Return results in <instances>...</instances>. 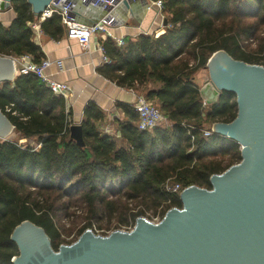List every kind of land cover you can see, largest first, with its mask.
I'll use <instances>...</instances> for the list:
<instances>
[{"label":"trees","instance_id":"trees-1","mask_svg":"<svg viewBox=\"0 0 264 264\" xmlns=\"http://www.w3.org/2000/svg\"><path fill=\"white\" fill-rule=\"evenodd\" d=\"M14 19L0 23V54L31 55L41 62V48L32 40L29 22L35 15L26 0H12ZM167 20L158 36L141 34L122 46L105 35L99 39L110 60L101 73L120 87L133 89L155 105L167 122L150 131L138 129L132 105L117 104L123 117L113 120L119 135L100 131L105 118L94 102L83 109V146L70 137L72 113L34 74H19L0 83V110L14 126V135L39 147L0 139V264H13L18 248L10 239L23 220L41 226L57 250L106 218L122 225L161 208L181 207L179 194L164 185L210 188L209 178L241 160L236 141L203 131L237 114L235 95L221 92L203 105L194 74L218 50L264 66V0H164ZM53 38L63 35L60 17L41 23ZM258 39L249 49V40ZM139 207V208H138ZM78 212V213H77ZM66 218L85 220L76 239L64 237Z\"/></svg>","mask_w":264,"mask_h":264},{"label":"water","instance_id":"water-1","mask_svg":"<svg viewBox=\"0 0 264 264\" xmlns=\"http://www.w3.org/2000/svg\"><path fill=\"white\" fill-rule=\"evenodd\" d=\"M26 1L38 16L52 0ZM11 3L0 0V12L12 9ZM17 68L12 56L0 54V83L12 82ZM205 70L208 79L199 87L205 104L215 103L223 91L235 95V118L211 128L239 144L241 160L212 174L210 188L184 187L178 195L181 207L167 209L159 222L138 216L130 231L98 234L87 228L55 250L41 226L23 220L10 235L18 248L13 264H264V66L218 50ZM13 130L0 110V139ZM69 130L83 146L81 125Z\"/></svg>","mask_w":264,"mask_h":264},{"label":"crops","instance_id":"crops-1","mask_svg":"<svg viewBox=\"0 0 264 264\" xmlns=\"http://www.w3.org/2000/svg\"><path fill=\"white\" fill-rule=\"evenodd\" d=\"M67 1L72 2V10L78 22L88 25V22L96 23L107 15L112 16L114 25L110 31L116 38L134 39L141 34L158 36L164 32L165 26L161 16L149 7L152 0H131L127 6L119 0L110 14L103 6H96L87 1ZM14 17L15 13L12 9L2 11L0 23L9 25ZM41 31L35 39L32 37V40L41 48L42 59L51 61V65L45 70V75L51 80L65 83L70 87V93L65 102L67 109L72 113V124L80 125L83 120V109L88 102H94L105 112V118L100 125L122 118L123 112L117 109V104L132 105L139 92L120 87L101 73V68L110 63V60H104V52L98 48L99 39L104 35L93 36L88 48L85 49L76 40L67 37L64 26L63 35L58 38L45 34L42 29ZM17 69L16 76L21 74L19 65ZM14 138H17V141L30 143L31 146L38 144L32 139L19 138L17 135H14Z\"/></svg>","mask_w":264,"mask_h":264},{"label":"built area","instance_id":"built-area-1","mask_svg":"<svg viewBox=\"0 0 264 264\" xmlns=\"http://www.w3.org/2000/svg\"><path fill=\"white\" fill-rule=\"evenodd\" d=\"M86 1L96 6H103L105 10H107L108 14H110L112 8L118 3V0H83V2ZM72 6H73L72 2L67 0H52L40 15L35 16L34 21L28 23V26L32 32V37L35 39L37 34H40L42 32L41 31L42 22L46 21L47 19L51 18L54 15H57L60 17L63 26L66 28L67 37L76 40V42L85 49L88 48L91 38L98 34H103L106 37L114 40L118 46H122L124 44V40L121 37L119 38L114 37L110 31L111 27L114 25V18L112 16L107 15L102 20L92 25H87L78 22L75 19ZM163 6H164V0H152L149 5V7L156 10V13L159 14V16H161L162 20L165 19L163 15ZM98 48L103 50L100 44L98 45ZM13 58L16 61L17 65H19L20 67L19 72L21 74H27V73L34 74L55 95L61 96L64 99L67 98V96L70 93V87L65 83L51 80L45 75V70L51 65V61L49 59H42L41 62L36 63L33 57L28 54ZM104 60L108 61L109 59L106 56H104ZM58 65H60V62H58ZM132 106L138 113L137 126L139 130L150 131L161 125L167 126V122L163 117L162 113L159 111V109L151 102H149L142 94H136V98ZM99 128L100 131L104 134L116 135V136L119 135L118 131L114 129L113 120L101 124ZM211 132H212V128L205 129L203 131L205 136L209 135ZM18 144L20 146L25 147L30 143L26 145L24 142L18 141ZM39 146L40 144L35 145L36 148ZM164 188L167 192L170 193H176L182 190L180 184L174 183L169 185L168 181L165 183ZM162 216L163 215L161 213V208H159L155 214L147 215L144 217L153 223H157L161 220ZM133 226L134 223L133 224L130 223L128 225H122L114 229L130 231L132 230ZM91 229L98 234H107L112 230H114L112 229L109 231H104L97 229L96 227H93Z\"/></svg>","mask_w":264,"mask_h":264},{"label":"rangeland","instance_id":"rangeland-1","mask_svg":"<svg viewBox=\"0 0 264 264\" xmlns=\"http://www.w3.org/2000/svg\"><path fill=\"white\" fill-rule=\"evenodd\" d=\"M248 44H249L248 45L249 49H255V48H257L258 39L255 38V40H249ZM207 79H208V73L205 70V68L204 69L203 68L199 69L194 74V82L196 83L198 88L200 86H202ZM202 102H203V99H202ZM203 105H208V104H205L203 102ZM13 138H14V133H12L11 136H9V139H13ZM25 144L27 145L28 143H25ZM174 183L175 182L173 180H169L168 181L169 185L174 184ZM178 194H179V192H178ZM157 211H158V209L156 211H154V209L149 210L148 212L145 213L146 214L145 216L155 214ZM84 222H85V220L84 219L81 220V218H79L78 221H75V219H72V218H66L65 220H63L61 224H63L64 227H65L64 232L62 231L64 237H66L68 240L76 239V236H78V232L77 231L80 228V226H82L84 224ZM118 224H119L118 221L115 220V219H112L110 222H108L107 219L104 218L101 221L99 226L102 227V230L109 231V230H112V229L116 228L118 226Z\"/></svg>","mask_w":264,"mask_h":264}]
</instances>
